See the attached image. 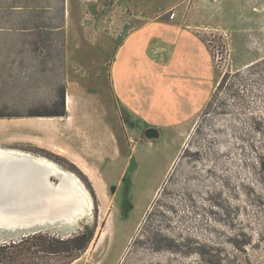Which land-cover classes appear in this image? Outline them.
<instances>
[{
  "label": "rangeland",
  "instance_id": "rangeland-1",
  "mask_svg": "<svg viewBox=\"0 0 264 264\" xmlns=\"http://www.w3.org/2000/svg\"><path fill=\"white\" fill-rule=\"evenodd\" d=\"M171 2L154 0V5ZM195 2L208 10L209 26L202 32L207 60L198 70L194 61L184 63L180 79L189 86L181 94L174 84L169 92L151 90L144 99L138 95L148 104L152 98L151 111L158 112L153 117L110 86L107 51L99 44L81 42L86 51L72 54L76 60L67 63L65 0H0V147L32 148L19 140L27 133L23 127L48 131L53 118L23 117L61 111L63 105L66 110L68 86L69 91L75 87L77 99L104 105L96 127L106 121L116 138L109 153L110 141L91 132L92 119L82 115L75 122L61 121L58 141L88 162L61 145H48L76 159L88 174L65 156L43 153L58 155L60 161L48 158L80 176L93 196V214L73 227L58 221L24 232L0 228V245L29 235L14 248L0 249L3 264H52L55 259L78 264H264V0ZM173 11L147 12L145 19L172 18ZM178 12L184 17L182 6ZM78 24L73 23L70 35L83 39ZM119 42L114 38L113 52ZM258 61L244 75L243 85L241 77H231L219 88L226 73ZM68 70L73 73L70 84ZM178 95L199 105L174 110ZM151 127L159 137L146 136ZM34 141L46 144L42 138ZM126 199L130 208L124 212ZM156 230L161 235L150 239ZM136 238L142 240L134 243ZM158 245L163 248L155 250ZM11 254L13 260L7 257Z\"/></svg>",
  "mask_w": 264,
  "mask_h": 264
},
{
  "label": "crops",
  "instance_id": "crops-1",
  "mask_svg": "<svg viewBox=\"0 0 264 264\" xmlns=\"http://www.w3.org/2000/svg\"><path fill=\"white\" fill-rule=\"evenodd\" d=\"M187 1L192 2V0H172L167 7H156L154 0H115L112 3L107 2V0H65L66 32L68 33L65 39L67 63L69 64V60L70 62L76 60L72 54L85 50L84 47H81V42L86 41L89 44H99L100 49L107 51L106 54L108 56L105 63L109 68L106 71L105 79L109 80L110 86L115 88L116 93H120L121 95L122 92V95L126 97L125 102H129V97L133 98L131 100L136 103L138 108L143 109L144 113L145 111L147 114L148 112H152L151 115L153 117L157 116V111L155 112L154 109L151 111L154 108L153 106H155L152 103V98L148 104L146 100L140 101L138 95L141 93V97L143 96L144 99L146 93L151 90L169 92L171 90L170 87L174 84L177 88V93L181 94L182 90L185 89L184 86H189L185 83L188 81L184 77L180 79V76L185 73L186 67L184 63L190 62V60L194 61L195 68L198 70L202 68V59L207 60L206 53H208V49L203 41L202 32L209 26L208 10L195 2V0L191 7H187ZM180 6H182L183 13H185L184 17H179L178 15V8ZM169 9L174 10L175 16L172 18L156 17L145 19V13L147 12L155 10L165 12ZM75 21L79 22L78 26L80 32L83 34V39L70 35ZM114 38L120 40L115 52H113ZM74 65L76 66L73 63ZM73 66L68 65L71 69ZM77 69L81 70L79 67ZM72 74V71L68 70L67 79L69 84L72 81L74 82L71 78ZM200 74L197 71V75L199 76ZM75 90L74 87L69 91L68 86L66 98L70 93L72 94L73 108L71 110L70 105L67 103L68 99H66V114L23 117L24 119H29L43 116L53 119L48 131L23 127L27 130V133L24 135L25 137L19 140L30 142L32 148H28V151L34 154L49 157L43 153V149H46L67 157L83 169L76 159L64 155L65 153L61 154L48 145L52 142L61 145L88 162L80 151L58 141V129L61 121L70 120L71 122H75V119L77 117L79 119L82 115L84 119H92L93 131L91 132L96 137L98 136V139L104 138L110 141L109 153L113 150L112 141L115 136L111 127L107 126L106 121L104 127H96L97 116H99V119H102L104 105L98 100L84 101L77 99ZM129 92H133V94L129 95ZM152 95L153 92L150 94V97H153ZM155 97H153V100ZM175 99L177 106L173 108L174 110L185 105L194 107L199 105V103L196 105L192 101V97L185 98L178 95ZM81 104L90 111L83 112ZM91 107L94 111H91ZM147 114L140 116V118L145 119ZM34 138H42L46 141L47 145L38 144L34 141ZM61 152L65 151L62 149ZM118 153L121 154L120 146H118ZM83 170L85 171V169ZM85 172L88 174L87 171ZM98 172L100 177H104L101 169H98ZM17 240L19 241L20 239ZM52 264H78V261L58 263L55 259L52 260Z\"/></svg>",
  "mask_w": 264,
  "mask_h": 264
},
{
  "label": "bare ground",
  "instance_id": "bare-ground-1",
  "mask_svg": "<svg viewBox=\"0 0 264 264\" xmlns=\"http://www.w3.org/2000/svg\"><path fill=\"white\" fill-rule=\"evenodd\" d=\"M72 100L70 93L68 105ZM93 208L91 192L74 171L46 156L0 147V228L24 232L58 221L73 227Z\"/></svg>",
  "mask_w": 264,
  "mask_h": 264
},
{
  "label": "trees",
  "instance_id": "trees-1",
  "mask_svg": "<svg viewBox=\"0 0 264 264\" xmlns=\"http://www.w3.org/2000/svg\"><path fill=\"white\" fill-rule=\"evenodd\" d=\"M260 61H258V62H255V63H253L252 65H249L247 68L248 69H245V70H239V71H236V72H234V73H226L223 77H222V80L220 81V83H219V88L220 87H222L229 79H231V77H241V79H240V82H239V85H243V82H242V80L244 79V75H247V73L249 74V73H252L261 63H259ZM262 62L264 63V59H262ZM63 101H64V99H63ZM64 114H66V110H65V105H63V107H62V110L61 111H54V112H45V113H39V114H35V115H64ZM0 116H2V115H0ZM48 156H51V157H53V158H55V160H58V161H60V157L58 156V155H54V154H51V153H48L47 154ZM93 191V194H94V196L97 198V195H96V192H95V190L93 189L92 190ZM129 208H130V200L129 199H126L125 201H124V205H123V210H124V212H127L128 210H129ZM152 214V211L151 212H149L148 213V215H147V219H145V221L143 222V224H142V229H144V226H145V224H146V222H147V220H148V217L150 216ZM161 235V232L158 230H156V231H153V233H152V235H150V239H156L158 236H160ZM31 236V235H30ZM29 238V235L28 236H25V237H23V238H21L18 242L17 241H13V243L11 242H9V244H1L0 245V249H6V247L7 248H14V247H16L17 245L16 244H18V243H21V242H24L25 240H27ZM142 239H139V238H136V239H134V243H138V242H140ZM172 243H170V244H172V246H173V244L174 245H176V240L175 239H172V241H171ZM14 244V245H13ZM163 247H162V245H158V247L155 249V250H160V249H162ZM167 248H170V249H173V247H167ZM27 250V249H26ZM51 253L53 254V253H58L57 251H51ZM8 257V259L9 260H13L14 259V256L11 254V255H8L7 256ZM6 256H5V258H7ZM0 264H3V261L0 259Z\"/></svg>",
  "mask_w": 264,
  "mask_h": 264
},
{
  "label": "water",
  "instance_id": "water-1",
  "mask_svg": "<svg viewBox=\"0 0 264 264\" xmlns=\"http://www.w3.org/2000/svg\"><path fill=\"white\" fill-rule=\"evenodd\" d=\"M146 136H147L148 138H157V137L160 136V132H159L156 128L151 127V128H149V129H147V131H146ZM28 158H29V157H28ZM31 158H32V157H31ZM31 158H30V159H31ZM59 182H60V180H59ZM112 190L115 191V190H116V187H115V186H112Z\"/></svg>",
  "mask_w": 264,
  "mask_h": 264
},
{
  "label": "built area",
  "instance_id": "built-area-1",
  "mask_svg": "<svg viewBox=\"0 0 264 264\" xmlns=\"http://www.w3.org/2000/svg\"><path fill=\"white\" fill-rule=\"evenodd\" d=\"M174 16H175V13L172 14V17H174Z\"/></svg>",
  "mask_w": 264,
  "mask_h": 264
}]
</instances>
